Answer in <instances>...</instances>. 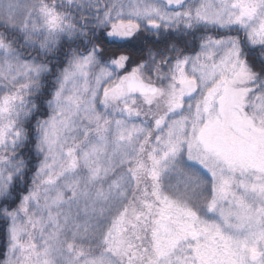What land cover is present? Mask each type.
<instances>
[{
	"label": "snow or ice",
	"instance_id": "obj_1",
	"mask_svg": "<svg viewBox=\"0 0 264 264\" xmlns=\"http://www.w3.org/2000/svg\"><path fill=\"white\" fill-rule=\"evenodd\" d=\"M0 264H264V0H0Z\"/></svg>",
	"mask_w": 264,
	"mask_h": 264
}]
</instances>
